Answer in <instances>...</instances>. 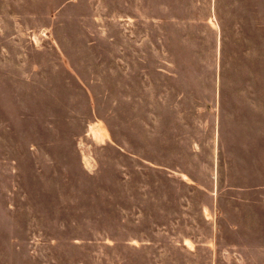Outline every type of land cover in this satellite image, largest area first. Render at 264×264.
<instances>
[{
	"label": "rangeland",
	"instance_id": "rangeland-1",
	"mask_svg": "<svg viewBox=\"0 0 264 264\" xmlns=\"http://www.w3.org/2000/svg\"><path fill=\"white\" fill-rule=\"evenodd\" d=\"M0 264H264V0H0Z\"/></svg>",
	"mask_w": 264,
	"mask_h": 264
},
{
	"label": "trees",
	"instance_id": "trees-1",
	"mask_svg": "<svg viewBox=\"0 0 264 264\" xmlns=\"http://www.w3.org/2000/svg\"><path fill=\"white\" fill-rule=\"evenodd\" d=\"M227 65L229 66V72H231L232 74V78L231 79H235V78H238V77H243V74L242 73V70L239 71V64L236 63L235 61H231L229 63H227ZM221 66H226V62H221Z\"/></svg>",
	"mask_w": 264,
	"mask_h": 264
}]
</instances>
